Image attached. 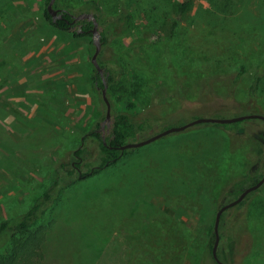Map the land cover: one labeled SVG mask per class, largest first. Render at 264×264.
<instances>
[{
  "label": "rangeland",
  "instance_id": "374dc122",
  "mask_svg": "<svg viewBox=\"0 0 264 264\" xmlns=\"http://www.w3.org/2000/svg\"><path fill=\"white\" fill-rule=\"evenodd\" d=\"M186 1L56 0V9L74 16L92 2L102 8L99 33L108 44L98 61L104 76L112 70L117 79L107 88L112 117L104 123L107 107L92 82V36L76 38L79 25L71 33L51 27L45 0H0V222L28 211L60 165L70 168L82 141L81 171L94 167L100 140L88 134L97 129L108 139L127 101L135 124H152L129 143L191 122L185 112L205 95L232 109L197 119L264 115V84L244 105L264 59V0H192L181 13ZM152 34L158 42L148 41ZM242 66L244 80L234 84ZM257 172L264 175L261 120L170 134L113 168L73 180L38 223L44 259L37 263L199 264L217 212L231 202L225 194ZM224 218L219 233L228 263L264 264V185ZM230 236L234 248H227Z\"/></svg>",
  "mask_w": 264,
  "mask_h": 264
},
{
  "label": "trees",
  "instance_id": "16d2710c",
  "mask_svg": "<svg viewBox=\"0 0 264 264\" xmlns=\"http://www.w3.org/2000/svg\"><path fill=\"white\" fill-rule=\"evenodd\" d=\"M45 1L46 8L44 10V19L51 27L64 33H71L72 30H74V28L79 25L80 30L73 33L76 38H86L92 36L91 30L93 28V22L91 20H81L77 25L71 24L68 21H73L70 19L72 14L69 16V12L62 10L64 13V19H58L56 22H54L47 10V5L50 0ZM91 5L94 7L87 8L83 14H93L99 23L101 20L102 8L97 2H92ZM191 5L192 0H187L185 3H183L181 5V13H187ZM92 10L95 12L92 13ZM125 21L129 26H131L133 23V15H127ZM158 40L159 36L156 34H152L148 38V41L152 43H156ZM101 43L103 46L108 44V38L105 34L101 35ZM263 71L264 59L259 63L255 72L253 73V76L250 78L251 84L248 90V98L244 105L251 104L252 101H255V99L262 93L264 84ZM245 73L246 68L242 66L238 74L235 76L233 83L237 84L241 80H244L243 77ZM105 78L107 79L108 87L113 86L117 80L116 75L112 70L106 71ZM92 82L97 89H101L102 91L104 84L100 75L95 69L92 75ZM210 96L205 95L204 103L202 102L195 104L194 106L190 107L189 111H186L185 114L194 115L192 120H195L199 118V116H197L198 113L208 115L210 114V117H217L219 113L225 112L231 108V106L217 104L215 102L216 99L208 101L207 98ZM244 105H242V107ZM134 111L135 105L127 101L125 112L116 114L114 116L111 135L108 139H102L101 134L97 129L91 131L88 134L90 137L100 140V156L98 158L97 164L94 167L90 168L86 172L81 171V164L85 160L87 154V149L83 146L82 141L80 146L72 153L73 162L70 168L66 169L64 164L60 165L58 170L55 172V179L52 187L48 191L44 192L39 198H37L34 205L28 211L16 217L0 222V264H40L37 263L36 258H41V260L44 259L41 248L44 241V233L42 227H38V223L42 220L47 210L60 199L63 191L73 184V180L84 181L95 175H98L107 169L115 167L121 162L123 158L130 155V153L133 151H136L137 149H128L122 152L119 148L129 143L130 139L136 134V132L144 133L152 127L150 120H145L135 124L132 121V117L130 115V113ZM240 123L241 122H237L221 126L229 127L232 125L233 128H237ZM263 176L264 175L261 176L260 173L257 172L253 176L248 177L246 181L236 183L229 191H227L225 196L231 197V201L237 199L246 189L244 185L246 182H251L252 186L256 184ZM255 192H252L249 195H252ZM227 212H225L221 217L220 229H222L225 224L224 217ZM214 243L215 233L213 231L211 233V239L204 251V255L202 254L199 264H218L213 256ZM227 245V248H234L236 246V241L232 236L228 238ZM223 246L224 245L222 243H219L217 255L224 264H229L228 259L223 257ZM230 262L231 264H235L234 260H231Z\"/></svg>",
  "mask_w": 264,
  "mask_h": 264
},
{
  "label": "water",
  "instance_id": "95a60500",
  "mask_svg": "<svg viewBox=\"0 0 264 264\" xmlns=\"http://www.w3.org/2000/svg\"><path fill=\"white\" fill-rule=\"evenodd\" d=\"M55 2L56 0H50V2L47 5V10L49 12V14L52 17V20L54 22H56V20L58 19H64V15H63V11L56 9L55 8ZM72 18L74 19V22L76 21H81V20H91L93 22V28L91 30V34H92V38H93V43L95 45V53L92 56L91 62L95 68V70L97 71V73L100 75L104 87L102 89V97L103 100L106 104L107 107V114H106V118L104 123L106 122H110L111 121V104L107 98V88H108V82L107 79L104 76V69L101 67V65L99 64L98 61V56L101 52L102 49V43H101V35L99 33V23L97 21V19L95 18V16L93 14H81L78 16H73ZM246 120H261L264 122V115H245V116H237L234 118H226V119H220V118H200V119H195L192 120L191 122L184 124L182 126L179 127H173V128H169L164 130L163 132L138 143H127L126 145L120 147L119 149L123 152L125 150L128 149H137V148H141L144 147L148 144H151L153 142H156L170 134L173 133H177V132H182L185 131L191 127L200 125V124H220V125H227V124H233V123H237V122H242V121H246ZM264 185V176L254 185L246 188L241 195L229 202L228 204H225L224 206H222L219 211L216 214V220H215V226H214V233H215V243L213 246V256L214 259L216 260V262L218 264H224L217 255V251H218V247H219V243H220V233H219V226L221 223V217L222 215L229 209H232L234 207H236L237 205H239L240 203H242L246 197L252 193L255 192L257 190H259L262 186Z\"/></svg>",
  "mask_w": 264,
  "mask_h": 264
},
{
  "label": "flooded vegetation",
  "instance_id": "af4514ba",
  "mask_svg": "<svg viewBox=\"0 0 264 264\" xmlns=\"http://www.w3.org/2000/svg\"><path fill=\"white\" fill-rule=\"evenodd\" d=\"M63 13V12H62ZM66 13V12H65ZM63 15H64V13H63ZM68 15L70 16L71 14L70 13H68ZM70 19H72L73 21L71 22V21H68L69 23H71V24H78V22L79 21H76V22H74V19L72 18V17H70ZM230 210V209H229ZM228 211V210H227Z\"/></svg>",
  "mask_w": 264,
  "mask_h": 264
}]
</instances>
